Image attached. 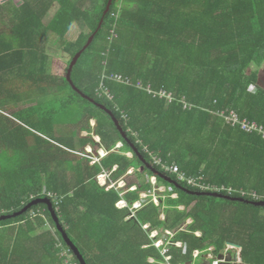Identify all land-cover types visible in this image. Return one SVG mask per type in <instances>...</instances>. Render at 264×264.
Wrapping results in <instances>:
<instances>
[{
    "label": "trees",
    "instance_id": "1",
    "mask_svg": "<svg viewBox=\"0 0 264 264\" xmlns=\"http://www.w3.org/2000/svg\"><path fill=\"white\" fill-rule=\"evenodd\" d=\"M18 1L0 0V20L10 24L9 31L0 30V217L11 215L0 220V264H67L63 251L81 264L47 203L12 216L44 197L52 201L66 235L87 264H151L150 258L165 263L143 227L149 225V232L174 231L188 219L193 220L188 230L175 239L185 243L184 249L171 250L173 264H187L195 250L211 247L219 256L227 243L242 247L245 264H264V207L189 194L157 176L153 170H164L149 154L180 165L188 176H204L208 183L255 191L264 201V139L226 124L217 114L233 108L241 117L264 124L259 76L264 65V0H123L120 7L113 0L101 28L110 0ZM74 27L76 38L65 39ZM55 34L70 55L65 73L73 56L96 34L72 70V83L114 112L141 157L108 110L74 92L65 74L53 75L49 43ZM114 75L131 85L105 79ZM139 82L173 92L177 100L154 98L137 87ZM102 87L114 100L101 96ZM53 92L61 97L41 102ZM183 97L194 104L192 109L184 108ZM76 104H81L80 114L70 111ZM65 112L91 136L58 134L56 117L68 115ZM88 146H101L109 154L99 163L84 157L87 161L74 166L68 157ZM131 169L137 182L127 189L108 190L98 182L105 171L117 181ZM153 176L173 188L166 200L160 199L166 208L151 203L133 213L141 195L153 190ZM167 176L197 192L178 176ZM123 200L125 209L118 207ZM227 204L235 205L236 213L218 217L216 208ZM33 211L39 214L31 216ZM163 211L165 221L160 219ZM47 221L55 233L46 230ZM8 227H16L15 233Z\"/></svg>",
    "mask_w": 264,
    "mask_h": 264
},
{
    "label": "built area",
    "instance_id": "2",
    "mask_svg": "<svg viewBox=\"0 0 264 264\" xmlns=\"http://www.w3.org/2000/svg\"><path fill=\"white\" fill-rule=\"evenodd\" d=\"M106 78H110L111 80H113L119 84L131 85V83L129 81H126L122 76H119V75L118 76L114 75L112 77L105 76V79ZM103 81H104V79H103ZM137 87L140 89H144L149 95L153 96L154 98L168 100V102H170V103L177 100V97L173 92L167 91L165 89L157 91V90H154L152 88V86H144L140 82L137 84ZM101 92H102L101 96L107 95V97L110 100H114L115 96L111 92L106 90L104 87H102ZM180 101L183 103V106L185 109H192L194 107V104L190 103L185 97L181 98ZM217 114H219L228 125H230L234 128H238L245 133L257 134L264 139V124L259 123L256 120H251L247 117H241L236 109H233V108L222 109V110H219L217 112ZM123 117L125 119H128L129 116L127 113L123 112ZM96 139H97V141L102 142L101 136L96 135ZM118 148H120V143L118 144ZM145 151L149 152L147 150V148L145 149ZM88 152L89 153L93 152L91 147L88 149ZM99 153H100L99 155H101L102 158H100L98 156L94 157V155L90 156V155H88V153H86L85 157L92 158V163L96 164V163H99L103 158H105L109 154V151H107L106 149H101ZM149 154L153 158L154 165L163 168L166 173L178 176L179 181L181 183L187 184L188 187H191L193 189L195 188L196 190H200L203 192L226 194L229 197H235V196L242 197V198L252 197L256 201L260 200V196L255 191H248V190H245L242 188H235L233 186L217 185V184H213V183H208L205 181L204 176H198V177L188 176L184 171H182L180 165H178L176 163H174V164L165 163L163 161V159H161L160 157L155 155L153 152H149ZM117 169H118V167H116L114 169V171H116ZM111 175H112V172L105 171L101 175L98 176L99 184L103 187H107L108 190L115 188L113 186V184H110V180H112ZM150 182L152 183L153 186H155V188L157 187L155 190H161V191H167V189L170 191L172 190V189H169L168 187H166L164 185H160L156 176L151 177ZM135 189H136V187L131 188V190H135ZM156 196L158 197L157 194H156ZM156 196H154L153 198H154V202L156 204H158V201L160 203V199L159 198L157 199ZM147 197H148V195L143 194L141 201L135 203L133 206H135L136 209L142 208L144 205L143 201ZM173 197L177 198L178 195L174 194ZM123 203H124V205L127 204L126 201H124ZM33 213L35 215L37 214V212H34V211L32 212V214ZM32 214H30V215L32 216ZM165 217H166L165 214L160 215V219L163 221H165L167 219ZM188 221H190V219H188L187 222ZM143 228H145V230H147V228H149V225H145ZM180 231L181 232L184 231V228H181ZM173 232L174 231H167L165 233V235L168 236V239L160 238L161 233H159L156 230L151 233L152 241H151L150 246L157 249L158 252L160 253V255L163 256L165 259V263H161V264H173V262H172L173 256L171 255L172 248L184 249V247H185L184 242L175 240L179 233H173ZM195 235H196V237H199V238L202 237V233H199V232L195 233ZM145 247H149V246H145ZM213 252H214L213 247L209 248L206 251L195 250L193 252V255H192L193 260L187 264H196L197 260L201 258L202 254H207L206 257H208L210 260H212V262L210 264L226 263L225 260H220L218 256H215L213 254ZM232 253H234V254H232ZM63 254H64V256H68V258L66 259L67 264H78L74 261H71V255L67 251H65V252L63 251ZM221 254L224 255L225 257H227L228 255H233L234 257L237 258V261L235 263H237V264L241 263L240 254H242V251L236 247L227 246V244H226L225 249ZM149 262L151 264L156 263L154 258H150ZM233 263H234V261H233Z\"/></svg>",
    "mask_w": 264,
    "mask_h": 264
},
{
    "label": "rangeland",
    "instance_id": "3",
    "mask_svg": "<svg viewBox=\"0 0 264 264\" xmlns=\"http://www.w3.org/2000/svg\"><path fill=\"white\" fill-rule=\"evenodd\" d=\"M122 3H123V0H118V7H120L121 5H122ZM50 16L51 15H49V16H47V17H45V22H48L49 21V19H50ZM9 29H10V24H9V22H7L6 21V19L5 20H0V30H2V31H9ZM77 34H78V30L76 29V27H74V28H72L70 31H69V33L65 36V39H68V40H73L74 38H76V36H77ZM59 41H60V38H59V36L58 35H53L51 38H50V43H49V52H50V61H49V68H50V70H51V72L53 73V75L54 76H57V77H61V76H64V74H65V76H66V73L64 72L65 71V68H66V64L68 63V60L70 59V55L69 54H67V53H65L63 50H62V48L60 47V45H59ZM263 67H264V65H263ZM262 67V68H263ZM252 71H254V70H257L255 67H252V69H251ZM262 70V69H261ZM263 72L264 71H262V72H260V70H259V76H261V77H263ZM141 83V82H140ZM143 84V83H142ZM255 90H254V89ZM253 91H256V89H257V86L256 85H254L253 86ZM61 97V95H59V94H56L55 92H53V93H51L50 94V96L48 97H44L43 99H41V102H48V101H52V100H55V99H58V98H60ZM55 98V99H54ZM77 103H80V101H76ZM31 104V103H30ZM80 105L81 104H76V105H74L73 106V109H70V111L71 110H73V113H78V107H80ZM5 109H8V108H5ZM14 109L13 108H11V109H9V111L8 112H12ZM69 111V110H68ZM14 113V112H13ZM66 113V112H65ZM66 114H68V115H63V114H61L60 116L61 117H59V116H57L56 117V121H57V124H55L54 126L56 127V131H57V133L58 134H60V135H69V134H73L74 132H77L76 134L77 135H80V136H91V133L88 131V130H82V128H81V123L80 122H78V123H75V122H73V121H75L76 119L75 118H73L72 116H69L70 115V113H66ZM78 114H80V113H78ZM78 116H81V115H78ZM81 118V117H80ZM92 124L94 125V126H96V124H97V122H96V120L95 119H93L92 120ZM227 124V123H226ZM94 134V137H95V140L97 141V139H96V132H94L93 133ZM99 142V141H98ZM99 143H101V142H99ZM120 143V148L123 146V143L122 142H119ZM92 148V151L93 152H91V153H89L88 152V149L89 148ZM101 146H97V148H95V147H93V146H88L87 148H86V150H81V152H76V154L75 155H71V156H69L68 158L70 159V160H72L73 161V165L75 166L78 162H83V160H84V162L85 161H87L86 159L87 158H84L85 157V155H86V153H88V155H94V157H100V158H102L101 157V155H99L100 153V150H101V148H100ZM102 149H104V148H102ZM126 155L128 156V157H130V158H132V155L130 154V153H126ZM156 155V154H155ZM158 156V155H157ZM158 157H160V156H158ZM93 164V163H92ZM52 169L54 168V164H53V166L51 167ZM133 169H131L125 176H123L122 177V179H120V180H117V181H115V180H110V184H113V186L116 188V189H121V190H124V189H127L128 188V186L130 185V184H132V183H136L137 182V179H136V177H135V175H134V171H132ZM164 170V169H163ZM163 174H165V175H167V174H169V173H166L165 171L163 172ZM205 178V177H204ZM150 180H151V177H150ZM98 182H99V180H98ZM151 183V182H150ZM152 184V183H151ZM169 186V185H168ZM154 188V190H152L151 192H149V193H143V194H146V195H148V197L143 201L144 202V206H146V205H148V204H151V203H154V204H156L155 202H154V196H156V194L158 195V197H157V199L159 198V199H167L169 196H168V194L169 193H171V191H173V188H171L170 186H169V189H172L171 191L170 190H168L167 189V191H161V190H155L156 188H155V186H153ZM197 192H201V193H210V192H203V191H200V190H196ZM142 194V195H143ZM212 194H218V193H212ZM142 195H141V198H142ZM222 195V194H221ZM235 197H238V196H235ZM48 198V197H47ZM174 198V197H173ZM178 198V197H177ZM234 198V197H233ZM238 198H242V197H238ZM243 199V198H242ZM261 200V199H260ZM259 200V201H260ZM124 200L123 201H121V202H119L118 203V207L119 208H121V209H125V208H127L128 207V205L127 204H125L124 205ZM165 203V202H164ZM164 203H163V201H160V203H159V201H158V204H156V206L158 205V206H163V208H161V209H164V208H166V206L167 205H165L164 206ZM182 211H185L186 210V207L185 206H182V207H179ZM221 208V206H218L217 208H216V214L218 215V217H220V218H223V217H225V216H223L224 214L227 216L228 214H232V215H234L235 213H236V209H237V207L235 206V205H232V204H227V205H224V208L223 209H220ZM135 208V206H133V208L131 209V211L133 212V213H136V211L137 210H139V209H136ZM141 209V208H140ZM41 210V209H40ZM189 210H191V208L189 207ZM37 212V214H39V211H36ZM40 212H42L41 213V215H43V210H41ZM264 213V212H263ZM30 214H32V213H30ZM163 214H165L166 215V213L163 211V213H161V215H163ZM32 216H35V214L33 213L32 214ZM165 218H167V215H166V217ZM193 222V220L192 219H190V221H188V222H185L184 224H182L179 228H178V230H174V232L173 233H179V232H181L180 230H181V228H184V231H187L188 230V225L189 224H191ZM17 224V223H16ZM13 225H15V224H13ZM12 225V226H13ZM18 225H16V227H17ZM16 227H8L7 228V230H8V232L9 233H15V230H16ZM45 227H46V230H48V231H51L52 233H55L56 232V228L54 227V225H52V223H50V222H46V225H45ZM144 230H145V228H144ZM146 231V234H148L149 235V240L150 241H152V239H151V233L153 232H149V231H147V230H145ZM159 233H161V235H160V238H163V239H168V236H166L165 235V233L167 232V230H164V228H160V230L158 231ZM196 233H198V232H196ZM199 233H201V232H199ZM232 235L234 236V233H232ZM236 238H238V237H236ZM235 238V239H236ZM1 240H2V238H1ZM2 245V244H1ZM232 254H234V253H232ZM210 262H211V260L208 258V257H201L200 259H198L197 260V263L196 264H210Z\"/></svg>",
    "mask_w": 264,
    "mask_h": 264
},
{
    "label": "water",
    "instance_id": "4",
    "mask_svg": "<svg viewBox=\"0 0 264 264\" xmlns=\"http://www.w3.org/2000/svg\"><path fill=\"white\" fill-rule=\"evenodd\" d=\"M22 1L19 0L18 1V4H20ZM112 2L113 0H110V3L108 5V8L105 12V17H104V20L102 21L101 23V26L100 28L103 26L106 18L108 17V14L111 10V5H112ZM96 38V34H93L88 43L84 46V48L81 50V51H78L74 56L73 58L71 59L70 61V64H69V67L67 69V72H66V76H65V79L67 81V83L70 85V87L72 88V90L74 92H76L77 94H80L82 95L83 97H86V98H89L90 100H92L94 103H96L97 105L101 106L103 109L105 110H108L113 118H114V121L116 122L121 134L123 135L124 139L130 143V146L131 148L133 149V151L139 156H140V153L138 151V149L135 147V144L130 140V138L128 137V134L126 133V131L123 129L122 125L120 124L118 118L116 117V115L114 114V112H112L110 109H108L106 106L102 105V104H99L98 102H96V100L92 99L91 97H89L88 95H85L82 91L76 89L72 83V80H71V73H72V70L73 68L75 67V65L77 64V60L80 59L81 55L83 54V52L90 46L91 43L94 42ZM144 164L149 168V169H152V166H150L149 164H147V162L144 160ZM146 166H143L141 168L142 171L145 170V167ZM153 170V169H152ZM154 173L165 179L166 181H168L169 183L175 185L176 187L180 188V189H183L184 191H186L187 193L189 194H195V195H198V196H207V197H214V198H218V199H227V200H230V201H236V202H244V203H250L256 207H264V201H257V202H251V201H247V200H244L242 198H233V197H229V196H224V195H221V194H212V193H201V192H193V191H190L186 188H184L179 182H177L175 179L157 171V170H153ZM38 202H44V203H47L48 206H49V209L51 210V213H52V216H54L57 224H58V228H59V231L63 233L64 235V238H65V241L66 243L74 250L78 260H80V263L81 264H87L84 256L82 255L81 251L78 250V248L75 246V244L72 242L71 239L68 238V236L66 235L65 233V230H64V227L62 226V223H61V217L59 216L58 212L56 209H54L53 207V203L52 201L50 200V198H47V197H44V198H39V199H36L32 202H30L26 207H24L22 210L14 213L12 216H17V215H20L22 213H24L26 210H28L33 204H36ZM11 215H5V216H2L0 217V220H4V219H7V218H10ZM227 246H233V247H236L238 249H240L242 251V247L237 245V244H234V243H227ZM220 260H225L226 263H221V264H237L235 263L237 261V258L234 257L233 255H228L227 257H225L224 255H219L218 256ZM240 259H241V263L240 264H245L243 263V258H242V254H240ZM234 261V263H233Z\"/></svg>",
    "mask_w": 264,
    "mask_h": 264
},
{
    "label": "crops",
    "instance_id": "5",
    "mask_svg": "<svg viewBox=\"0 0 264 264\" xmlns=\"http://www.w3.org/2000/svg\"><path fill=\"white\" fill-rule=\"evenodd\" d=\"M262 71H264V67L262 68V70H260V72H262ZM262 75H263V77L260 76V83H261L262 86H264V72H263ZM95 120H96V119H95ZM96 135H98V134H96ZM99 136H100V135H99ZM101 149H102V148H101ZM132 171H134V170H132Z\"/></svg>",
    "mask_w": 264,
    "mask_h": 264
},
{
    "label": "clouds",
    "instance_id": "6",
    "mask_svg": "<svg viewBox=\"0 0 264 264\" xmlns=\"http://www.w3.org/2000/svg\"><path fill=\"white\" fill-rule=\"evenodd\" d=\"M190 103H192V102H190ZM181 207H182V206H181ZM135 210H136V209H135ZM220 255H222V254H220ZM211 262H212V260H211ZM211 262H210V263H211ZM243 263H244V262H243Z\"/></svg>",
    "mask_w": 264,
    "mask_h": 264
}]
</instances>
